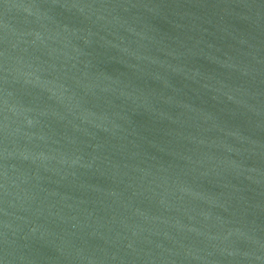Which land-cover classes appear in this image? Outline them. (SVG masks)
<instances>
[{"label": "water", "instance_id": "water-1", "mask_svg": "<svg viewBox=\"0 0 264 264\" xmlns=\"http://www.w3.org/2000/svg\"><path fill=\"white\" fill-rule=\"evenodd\" d=\"M0 264H264V0H0Z\"/></svg>", "mask_w": 264, "mask_h": 264}]
</instances>
